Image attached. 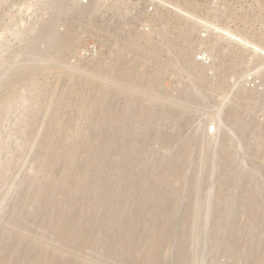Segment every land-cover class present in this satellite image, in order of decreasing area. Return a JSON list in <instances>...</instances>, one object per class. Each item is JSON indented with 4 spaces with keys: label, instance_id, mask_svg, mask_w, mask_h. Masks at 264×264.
<instances>
[{
    "label": "rangeland",
    "instance_id": "1",
    "mask_svg": "<svg viewBox=\"0 0 264 264\" xmlns=\"http://www.w3.org/2000/svg\"><path fill=\"white\" fill-rule=\"evenodd\" d=\"M98 1L64 0L62 9L59 0H0V251L15 245L13 258L28 264L39 251L30 241L34 233L58 243L48 253L63 246L39 213L44 206L53 215L60 209L61 217H77L94 232L99 242L91 263L137 264L149 251L142 241L150 222L173 208L175 231L170 242H159L164 264H254L250 258L258 245L264 253V0H225L205 40L199 38L200 23L186 28L185 16L194 17L186 14V0H155L154 11L146 5L154 0H101L102 6ZM64 31L69 46L57 53ZM151 46L160 51L159 59L150 54ZM201 49L209 50L208 63L198 60ZM116 62L132 73L127 89L119 85ZM138 88L183 107L149 108L132 98ZM237 103H245L240 120L247 126L241 129L231 108ZM139 109L149 118L133 117ZM110 112L122 116L105 117ZM49 139L56 141L53 148ZM186 143L191 152L184 162ZM170 157L174 169L167 166ZM92 158L100 166H90L87 182L79 170ZM51 161L55 167L49 169ZM69 171L79 172L78 190L44 177L64 181ZM104 189L109 202L84 213L86 201ZM130 218L140 232L132 252L118 245ZM183 223L190 234L184 242ZM112 246L125 251L110 254ZM259 259L255 264L264 263Z\"/></svg>",
    "mask_w": 264,
    "mask_h": 264
},
{
    "label": "bare ground",
    "instance_id": "2",
    "mask_svg": "<svg viewBox=\"0 0 264 264\" xmlns=\"http://www.w3.org/2000/svg\"><path fill=\"white\" fill-rule=\"evenodd\" d=\"M66 1V0H65ZM98 2H100L101 3V5L100 6H102L103 5V3L102 2H104V1H102L101 2V0L100 1H98ZM64 0H59V5L58 6H60V8H62L63 9V6H64ZM66 3V2H65ZM75 3V2H74ZM99 3V4H100ZM98 4V5H99ZM93 5V4H92ZM95 5V4H94ZM110 5V4H109ZM77 6V5H76ZM111 6V5H110ZM118 6V5H117ZM65 7V6H64ZM81 7V6H80ZM83 8H84V6H82ZM86 7V6H85ZM88 7V6H87ZM109 7V6H108ZM108 7H105V8H108ZM111 7H113V9H114V6H111ZM120 7V6H119ZM59 7H58V9H60ZM89 8V7H88ZM91 8H93V7H91ZM95 8H96V6H95ZM95 8H93V9H95ZM75 9V8H74ZM80 9V8H79ZM97 9V8H96ZM110 10H111V8H109ZM111 10V11H114V10ZM119 9V8H118ZM117 9V10H118ZM120 9L122 10V8L120 7ZM181 9V8H180ZM72 10V9H71ZM85 11H86V14L89 12L90 13V11H91V9H90V11L87 9V8H85L84 9ZM61 11H63V10H61ZM74 11V13L76 12V10H73ZM80 10H78L77 12H79ZM82 11V10H81ZM94 11V10H93ZM92 11V12H93ZM76 12V13H77ZM84 12V11H83ZM119 12V11H118ZM73 13V12H72ZM80 13V12H79ZM78 13V14H79ZM81 14V13H80ZM85 14V13H84ZM91 14V13H90ZM90 14H88V17H89V15ZM94 14V13H93ZM111 14V13H110ZM119 14V13H118ZM83 15V14H82ZM183 15V14H182ZM87 16V15H86ZM91 16V15H90ZM121 16V15H120ZM119 16V17H120ZM185 16V15H184ZM78 17V16H77ZM122 17V16H121ZM120 17V18H121ZM187 17V18H186ZM83 18V17H82ZM119 19V18H118ZM121 19H123V18H121ZM185 21H188V24H187V26H186V28H187V30L188 31H190L192 28H195V27H192L193 25H192V23H194L195 21H194V17L192 16V15H188L187 14V16H185ZM196 23H194V25H195ZM46 26H47V24H45ZM198 25V24H197ZM197 25H196V27H197ZM202 25V24H201ZM207 25H209V24H207ZM45 26V27H46ZM210 26H213V25H210ZM36 27V26H35ZM50 27V26H49ZM42 28V27H41ZM51 28V27H50ZM49 28V29H50ZM211 28V27H210ZM214 28V27H213ZM47 29V28H46ZM220 29V28H219ZM219 29H218V31H219ZM41 30V29H40ZM200 30V29H199ZM221 30V29H220ZM32 31V30H31ZM44 31V30H43ZM224 31V30H223ZM223 31L222 32H220V33H223ZM40 32V31H39ZM52 32V31H51ZM30 33V32H29ZM32 33V32H31ZM65 33V31L63 32V36L61 35V37L58 39V43L56 44V51H57V53H60L61 51H63V49H65L66 47H67V45H68V38L69 37H67L68 35V32L66 33V34H64ZM70 33V32H69ZM72 33V32H71ZM224 33L225 34H228V32L226 31H224ZM42 34V33H41ZM49 34H50V32H49ZM58 34V33H57ZM61 34V33H60ZM39 35V34H38ZM52 35V34H51ZM54 35H55V33H54ZM73 35V34H72ZM72 35H71V37H72ZM50 36V35H49ZM53 36V35H52ZM38 37V36H37ZM46 37H48V36H46ZM54 37V36H53ZM138 37H139V35H138ZM42 38V37H41ZM67 38V39H66ZM40 39V38H39ZM54 41V40H53ZM57 41V40H56ZM49 42V41H48ZM55 42V41H54ZM186 43V45H187V47H189V44L191 43V41L189 40V41H186L185 42ZM54 45V44H53ZM132 45V44H131ZM69 46V45H68ZM130 46V45H129ZM132 47V46H131ZM150 48V47H149ZM51 49H53V48H51ZM54 49H55V47H54ZM66 50V49H65ZM67 51V50H66ZM150 54L153 56V58L154 59H159V55H160V51L157 49V48H155L154 46H151V50H150ZM63 53H64V51H63ZM264 54V53H263ZM58 55V54H57ZM57 58H58V56H57ZM118 61V60H117ZM188 61H189V59H188ZM39 63V62H38ZM42 64V63H41ZM192 64V63H191ZM114 65V64H113ZM111 66V65H110ZM107 67V66H106ZM114 69V71H116L117 73H118V76H119V85H121L122 86V89H127V87L132 83V76H131V74L132 73H130L129 74V71H127V70H125L121 65H120V62L119 63H117L116 62V64H115V66L113 67ZM102 75V74H101ZM100 76V75H99ZM98 78V77H97ZM102 78H104V76L102 77ZM140 78V77H139ZM99 79H101V78H99ZM104 80H105V78H104ZM207 80V79H206ZM205 81V80H204ZM104 82H106V80L105 81H103V79H101V80H99V86L100 87H105V83ZM209 83V82H208ZM132 86H133V84H132ZM130 88V87H129ZM142 88V87H141ZM145 88V87H144ZM139 89V88H138ZM188 89V88H187ZM136 92H135V95H134V92H133V94H132V98H134V100H140V101H143V103L145 102L146 103V105H147V107H149V108H153L154 106H155V104L156 103H159V105H161L163 108H164V110H168V109H171V110H174L175 108H177V107H180L181 105L179 104L178 105V103H175V102H173L174 100H172L171 101V99H166V100H157V99H155V97H150L149 96V94H148V92H147V90H141V89H139V90H135ZM186 92V94L187 95H191L192 94V91H190V90H185ZM184 93V94H185ZM17 94V93H16ZM185 94V95H186ZM132 98H130V99H132ZM21 100V99H20ZM129 100V99H128ZM133 100V99H132ZM132 100H129V101H131L132 102ZM130 103V102H129ZM144 103V104H145ZM248 103V102H247ZM246 103V104H247ZM1 104V103H0ZM182 104V103H181ZM127 105H130V104H127ZM243 105H245V103L243 104ZM243 105L240 103H237V104H233V105H231V108H232V111H234L233 113H234V115H233V117H234V119H235V121L237 122V124L240 126V129H241V127H242V124L243 123H241V117H240V115H241V113L243 112V109H244V107H243ZM183 107V104H182V106L180 107V108H182ZM180 108H178V109H180ZM222 108V107H221ZM177 109V110H178ZM110 111V110H109ZM232 111L230 112V113H232ZM111 113V112H110ZM107 114V113H105L106 115H105V117H117V119L118 118H120L121 116L119 115V114H117V113H115V114ZM121 114V113H120ZM95 116V115H94ZM102 116V115H101ZM149 114L148 115H145V114H143L142 113V110H138V111H136L134 114H133V117H135L136 119L137 118H141V119H144V120H146V119H148L149 118ZM99 117H100V115H99ZM104 117L102 116V118L101 119H103ZM134 118V119H135ZM100 119V120H101ZM101 121H103V120H101ZM250 123V122H249ZM216 124V123H215ZM245 124H243V126H244ZM218 126H219V124H218ZM245 126H247V125H245ZM239 129V130H240ZM243 129V128H242ZM109 131V130H108ZM108 131H106L105 133H106V136H107V133H109ZM244 131V130H243ZM253 131V130H252ZM85 132H87V131H85ZM112 133V132H111ZM109 134L108 135V138H107V140L109 139V136L110 135H112V134ZM250 133H252V132H250ZM85 134V133H84ZM76 136V135H75ZM104 136V135H103ZM71 137V136H70ZM84 137V136H83ZM105 137V136H104ZM78 138V137H77ZM198 138H199V135H198ZM68 139V138H67ZM70 139V138H69ZM76 139V138H75ZM86 139V138H85ZM106 140V137L105 138H103V139H101L102 141L103 140ZM252 140V139H251ZM67 141V140H66ZM109 141H111V139L109 140ZM86 142V141H85ZM92 142H93V140H92ZM92 142H90V143H92ZM104 142V141H103ZM112 142V141H111ZM56 141L55 140H50L49 139V141L47 142V146L48 147H50V148H53L56 144ZM73 144L75 143V142H72ZM93 144V143H92ZM238 144V143H237ZM90 145V144H89ZM92 146V145H91ZM202 146V145H201ZM240 146V145H239ZM93 147V146H92ZM92 147H90L91 149H87L88 151H90L91 152V150L93 149ZM106 147V146H105ZM104 147V148H105ZM190 147L191 146H189V143H186V145L183 147V152H182V154H183V159H184V162L185 161H187L188 160V156H189V151H190ZM106 148H108V147H106ZM58 149V148H57ZM71 149V151L69 152L70 154L73 152V153H75V151H76V148H70ZM75 149V150H74ZM235 149V148H234ZM66 150V149H65ZM104 150V149H103ZM54 151V150H53ZM67 151H68V149H67ZM87 151V152H88ZM57 152V151H56ZM105 152H107V150L105 149ZM105 152H102L103 154L102 155H104L105 154ZM191 152V151H190ZM77 153V152H76ZM67 154H68V152H67ZM57 154H55L54 156H56ZM73 155V154H72ZM238 155V154H237ZM44 156V155H43ZM97 158V157H96ZM101 158V157H100ZM105 158V157H104ZM110 158V157H109ZM113 158V157H112ZM52 159V158H51ZM54 159H55V157H54ZM60 159V158H59ZM92 159H94V158H92ZM56 160V159H55ZM72 160V159H71ZM86 160V159H85ZM84 160V161H85ZM95 160H97V161H95ZM8 161V160H7ZM101 161V160H100ZM112 161V160H111ZM110 161V162H111ZM119 162V161H118ZM167 166H169L170 168H172V169H174L175 167H177V165L175 164V160L172 158V157H170L168 160H167ZM54 161H51V162H48V164L46 163V165H47V168H49V169H52L53 167H55V165H54ZM100 162H98V159H94L93 161H89V159H88V161H87V163L83 166V167H81V169L79 170V172H80V175L79 176H82V178H84V180L86 179V177L90 174H88V171L90 170V166H94V168H95V166H98V164H99ZM166 163V162H165ZM110 164V163H109ZM69 166V165H68ZM92 166V167H93ZM100 166V165H99ZM98 166V167H99ZM239 166V165H238ZM91 167V168H92ZM182 167V168H181ZM45 168H46V166H45ZM76 168V167H75ZM101 168V167H100ZM71 169H73V167L71 168ZM77 169V168H76ZM76 169H74L75 171H78V169L76 170ZM89 169V170H88ZM70 170V169H69ZM66 171V170H65ZM98 171V170H97ZM47 172V171H46ZM49 172V174H51L50 172V170L48 171ZM70 172V171H69ZM79 172L76 174L77 176H78V174H79ZM177 172H178V174L182 177V176H184V173H183V162H182V164L180 165V167L177 169ZM71 173V177H70V179H66V180H64V181H61V179H58V178H52L51 179V177H50V175H48L47 173H45L46 175H44V177L48 180V182L49 181H53L56 185H58V186H60V188H62V189H69V190H71V189H73V190H75L77 187H78V185H80V182L82 183V179L80 180H78V181H76L77 180V178L75 177L76 175H75V172L73 171V173H72V171L70 172ZM96 174V173H95ZM65 175V174H64ZM68 175H70V174H68ZM60 176V175H59ZM5 177V176H4ZM29 177V176H28ZM80 178V177H79ZM88 178V177H87ZM93 178V177H92ZM130 178V177H129ZM132 178V177H131ZM89 179V178H88ZM96 179V178H95ZM247 179V178H246ZM246 179H244V180H246ZM248 179H250L251 180V178H248ZM2 180V179H1ZM84 180H83V182H84ZM86 181H87V179H86ZM84 182L83 184H87V182ZM79 183V184H78ZM27 185V184H26ZM95 185V184H94ZM55 186V185H54ZM57 186V187H58ZM84 186V185H83ZM79 188V187H78ZM78 188L76 189V190H78ZM85 188H87L86 189V191L87 190H89V188H88V186L86 185V187ZM111 188V187H110ZM54 189V188H53ZM57 189H59V188H57ZM61 189V190H62ZM112 189V188H111ZM117 189V188H116ZM55 190V189H54ZM95 190V189H94ZM101 191V190H100ZM53 192V191H52ZM51 192V193H52ZM68 192V191H67ZM88 192V191H87ZM87 192H86V195H85V197H88V194H87ZM50 193V192H49ZM94 193H95V191H94ZM107 193H110V192H107V190L106 189H104V190H102L101 192H99L98 193V195L94 198V199H90L89 201H86V205H85V212L84 213H86L87 215H89V213H92L91 211L92 210H94V209H96V208H98L99 206L100 207H102L103 208V205H106L108 202H109V200H108V196H110V194L109 195H107ZM72 194V193H71ZM70 194V195H71ZM221 194H223V192H219V195H221ZM26 196V195H25ZM56 196V195H55ZM60 197V196H59ZM93 197V196H92ZM112 197V196H111ZM73 198H74V196H73ZM129 198V197H128ZM24 200V199H23ZM31 200V199H30ZM112 200V199H111ZM46 201V200H45ZM44 201V202H45ZM66 201V200H65ZM72 201V200H71ZM124 201V200H123ZM24 202V201H23ZM37 202V201H36ZM114 202V201H113ZM53 203V202H52ZM66 206V205H65ZM71 206V205H70ZM111 206V205H110ZM119 206V205H118ZM177 206V205H176ZM217 206H219V205H217ZM42 207V208H41ZM39 209L40 210H43V211H41V212H39V213H42L41 214V216L44 218V221H45V223H46V226H47V228H48V230H49V232H51L52 234H54L56 237H57V241L55 240V242H59L60 241V243L59 244H62L63 246H60V248H54L56 245H55V243L53 244V245H51L50 244V241L48 240V239H46L47 237H43V238H45V239H43V238H41V236H40V234H37V233H34V234H31L32 235V238L30 239V241L32 242V243H34V244H37V246H39V251H38V253L35 255V256H33L30 260H29V263L28 264H93V263H95V262H93V263H91V261H92V259L94 258V257H92V250H94L95 248H96V246L98 245V242H99V239L95 236V234H94V232L92 233V231H90V230H87L86 229V227H85V225H80L78 222L80 221V219L78 220L77 219V217H61V214H62V210H58V211H55L54 213V215H53V213H52V209H47L46 207H44V206H41ZM59 207V206H58ZM57 207V208H58ZM123 207V206H122ZM134 207V206H133ZM170 207H172V206H170ZM14 208V207H13ZM64 207H62V209H63ZM68 208V207H67ZM81 208V207H80ZM114 208V207H113ZM218 208V207H217ZM138 209H139V207H138ZM175 209V208H174ZM64 210V209H63ZM68 210V209H67ZM66 210V211H67ZM97 210V209H96ZM112 210V209H111ZM169 210V211H168ZM167 210V212L168 213H161V214H159L156 218H154V220L153 221H151L150 222V224H149V230H148V228H147V233L143 236V244L144 243H146V245L148 246H146L147 247V250L149 249V251H148V254H146V255H144V256H141V257H139L140 259L138 260V262H137V264H164V258L162 259L161 258V256H160V254H159V242H163V241H166V242H170V240H171V238H172V234H173V231H175L173 228H174V222H173V220H172V218H171V215L173 216V214H172V212L174 213V210H173V208H169ZM123 211V210H122ZM128 211V210H127ZM21 212V211H20ZM97 212V211H96ZM107 212V211H106ZM138 212V211H137ZM84 213H82V214H84ZM217 213V212H216ZM12 214H13V212H12ZM96 214V213H95ZM116 214V213H115ZM87 215H86V217H87ZM94 215V214H93ZM97 216H98V214H96ZM139 215V214H138ZM19 216V215H18ZM96 216V217H97ZM12 217V216H11ZM21 217V216H20ZM56 217H58L59 219L61 218V221H60V223L59 222H57V219H56ZM82 217H84L85 218V216L83 215ZM139 217V216H138ZM137 217V218H138ZM104 218V217H103ZM7 219V218H6ZM9 219V218H8ZM13 219V218H12ZM78 220V221H76V220ZM104 219H106V218H104ZM102 220V219H101ZM100 220V221H101ZM107 220H109V219H107ZM129 220V224L132 222L133 223V218H130V219H128ZM82 221H83V219H82ZM106 221V220H105ZM110 221V220H109ZM175 221V220H174ZM146 222V221H145ZM149 222V221H148ZM176 222V221H175ZM1 223H3V222H1ZM5 223V222H4ZM3 223V224H4ZM84 223H85V220H84ZM86 223H88L87 222V220H86ZM131 223V225L130 226H127V227H130V230L127 228V230L129 231V232H127V234L125 235V237L123 238L122 237V239L121 240H118L119 241V243H118V245H121L122 246V244H124L125 245V247H123V248H125V250L126 249H128V250H131V252L137 247V244H138V242H139V240H138V237H139V234L138 233H140V232H138L137 231V229H136V227L134 226V223L132 224ZM18 224V223H17ZM101 224V223H100ZM104 224V223H103ZM178 224V223H177ZM176 224V225H177ZM8 225H10V224H8ZM19 225V224H18ZM16 226V227H19V226ZM30 225V224H29ZM137 225V224H136ZM191 225V224H190ZM6 226V225H5ZM5 226H3V227H5ZM141 226H143V225H141ZM13 227H14V224H13ZM251 227V226H250ZM9 228V227H8ZM10 228H11V226H10ZM9 228V229H10ZM177 228V227H176ZM175 228V229H176ZM15 229V228H14ZM18 229H20V228H18ZM24 229V228H23ZM40 229H42V228H40ZM45 229V228H44ZM144 229H145V227H144ZM8 230V229H7ZM11 230V229H10ZM13 230V229H12ZM25 230H27V228L25 229ZM126 230V231H127ZM192 230V229H191ZM21 231V230H20ZM146 231V230H145ZM5 232V231H4ZM7 232H10V231H7ZM16 232H19V231H16ZM43 232H45V230L43 231ZM192 232V231H191ZM13 233V232H12ZM24 233V232H23ZM27 233V232H26ZM48 233V232H47ZM125 233V232H124ZM10 235H11V233H9ZM14 234H16V233H14ZM19 234V233H18ZM21 235H22V233H20ZM188 235V233H187V225L185 224V223H183L182 225H181V228H180V238H181V240H183V242H184V240L187 238V237H189L190 236V234H189V236H187ZM1 236V235H0ZM12 236V235H11ZM18 236V235H17ZM27 236H28V234H27ZM50 236V235H49ZM187 236V237H186ZM51 237V236H50ZM114 237V236H113ZM118 237V236H117ZM27 238V237H26ZM109 238V237H108ZM5 239V238H4ZM13 239H15V238H13ZM25 239V238H24ZM21 240V239H20ZM51 240V239H50ZM113 240H114V238H113ZM180 240V241H181ZM260 240V239H259ZM52 241V240H51ZM54 242V241H53ZM182 242V241H181ZM18 243V242H17ZM106 243V242H105ZM116 243V244H117ZM0 244H1V242H0ZM16 244V243H15ZM3 245V244H2ZM4 245H5V243H4ZM55 245V246H54ZM19 246V245H18ZM51 246H54L53 248L55 249V250H53L51 253H48V248L50 247L51 248ZM102 246V245H101ZM105 246V245H104ZM103 246V247H104ZM114 246H116V245H114ZM114 246H112V247H109L107 250H108V252H110V254L112 253L113 255L114 254H116L117 252H123V251H125V250H123L122 251V248L120 249V251H118V249L116 248H114ZM145 246V245H144ZM14 247H16L15 245L13 246V247H6V248H3L2 249V252L0 253L1 255H0V264H19V260H17V259H14L13 258V256H12V253L14 252ZM24 247L26 248V246L24 245ZM1 248V247H0ZM37 248V247H36ZM66 248V249H65ZM105 248V247H104ZM71 249H73V250H71ZM89 249V250H88ZM260 249L261 248H259V245H258V248H256V250L254 251V257L253 258H250V261H251V263H258L259 261H260V256H262L263 257V259H264V253L262 252V251H260ZM22 250V249H21ZM73 251V252H71V251ZM88 250V251H87ZM105 250V249H104ZM136 250H137V248H136ZM135 250V251H136ZM67 253H66V252ZM88 252V255L87 256H84L82 253H80V254H82L83 256H81L80 254H79V252ZM134 251V252H135ZM87 252L85 253V255L87 254ZM105 252V251H104ZM128 252H130V251H128ZM133 252V253H134ZM144 252V251H143ZM142 252V253H143ZM17 253V252H16ZM94 253V252H93ZM100 253V252H99ZM98 253V254H99ZM127 253V252H126ZM125 253V254H126ZM135 253H137V254H141V253H139V252H135ZM145 253V252H144ZM147 253V252H146ZM263 253V254H262ZM131 254V253H130ZM129 254V255H130ZM137 254H136V256H135V258L137 257V259H138V256H137ZM262 254V255H261ZM23 255V254H22ZM48 255V256H47ZM102 255V254H101ZM133 255H135V254H133ZM95 256H97V255H95ZM106 256H107V254H106ZM116 256V255H115ZM140 256V255H139ZM88 257V258H87ZM103 257H105V256H103ZM131 257H133V256H131ZM96 258V257H95ZM100 257H98L97 259H99ZM134 258V259H135ZM23 259V258H22ZM182 259H185V257H183L182 256ZM94 261H96V260H94ZM133 261V260H132ZM262 261V260H261ZM97 262H99V261H97ZM135 262H136V260H135ZM118 264V263H117ZM136 264V263H135ZM262 264H264V263H262Z\"/></svg>",
    "mask_w": 264,
    "mask_h": 264
},
{
    "label": "built area",
    "instance_id": "3",
    "mask_svg": "<svg viewBox=\"0 0 264 264\" xmlns=\"http://www.w3.org/2000/svg\"><path fill=\"white\" fill-rule=\"evenodd\" d=\"M88 0H81V4H87ZM225 0H186V14L192 13L194 21L202 24L199 38L205 40L212 36L213 32L209 25L218 23L223 14ZM149 11L155 10V0L147 2ZM209 50L201 49L197 52V58L201 63H208Z\"/></svg>",
    "mask_w": 264,
    "mask_h": 264
}]
</instances>
